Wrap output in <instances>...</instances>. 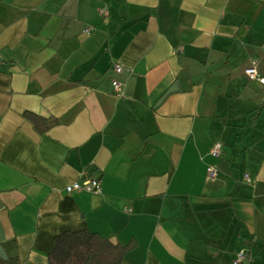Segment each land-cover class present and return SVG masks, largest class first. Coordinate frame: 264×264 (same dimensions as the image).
<instances>
[{
    "label": "crops",
    "instance_id": "0c3cea01",
    "mask_svg": "<svg viewBox=\"0 0 264 264\" xmlns=\"http://www.w3.org/2000/svg\"><path fill=\"white\" fill-rule=\"evenodd\" d=\"M255 60L264 80V0H0L7 260L49 264L59 236L89 231L134 243L130 264H234L241 251L264 264ZM25 112L56 124L41 134ZM86 178L101 193L66 192Z\"/></svg>",
    "mask_w": 264,
    "mask_h": 264
},
{
    "label": "trees",
    "instance_id": "16d2710c",
    "mask_svg": "<svg viewBox=\"0 0 264 264\" xmlns=\"http://www.w3.org/2000/svg\"><path fill=\"white\" fill-rule=\"evenodd\" d=\"M23 116L33 123L36 130L41 134L56 124V121H49L29 112H25ZM134 248V243L124 247L113 245L107 239L89 231L66 233L55 240L54 248L48 256V263L130 264L126 255ZM0 264H17V260L3 261L0 258Z\"/></svg>",
    "mask_w": 264,
    "mask_h": 264
},
{
    "label": "built area",
    "instance_id": "2783aa9c",
    "mask_svg": "<svg viewBox=\"0 0 264 264\" xmlns=\"http://www.w3.org/2000/svg\"><path fill=\"white\" fill-rule=\"evenodd\" d=\"M259 61L255 60L252 61L251 66L245 70V74L250 78L252 81H257L264 84V80L260 78L257 67ZM114 70L116 73H121L123 68L119 65L114 66ZM114 91L117 95L122 94V85L118 81H113ZM222 152V145L220 143L215 144L211 150V156L213 158H219ZM207 173L209 178L215 179L218 176V172L214 167H208ZM102 187L101 182L95 179H84L83 181L76 182L70 184L66 187V192L68 194L80 191H86L89 193H101ZM248 258V254L245 251H241L237 254L234 264H240Z\"/></svg>",
    "mask_w": 264,
    "mask_h": 264
},
{
    "label": "water",
    "instance_id": "95a60500",
    "mask_svg": "<svg viewBox=\"0 0 264 264\" xmlns=\"http://www.w3.org/2000/svg\"><path fill=\"white\" fill-rule=\"evenodd\" d=\"M175 90H177V89H175V87H174V89H171V91H169L168 94L173 93ZM1 248L2 247H0V258L3 259V260H7L5 253L3 252V250Z\"/></svg>",
    "mask_w": 264,
    "mask_h": 264
}]
</instances>
